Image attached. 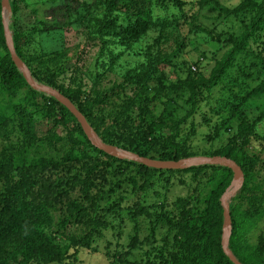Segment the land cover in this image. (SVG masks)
Returning a JSON list of instances; mask_svg holds the SVG:
<instances>
[{"label": "trees", "instance_id": "trees-1", "mask_svg": "<svg viewBox=\"0 0 264 264\" xmlns=\"http://www.w3.org/2000/svg\"><path fill=\"white\" fill-rule=\"evenodd\" d=\"M21 2L30 8L25 19ZM165 2L183 13L181 0H101L107 7L101 16L91 15V0H9V28L31 75L68 97L102 142L158 160L233 159L244 180L229 201V248L244 264H264V231L259 229L264 162L257 150V143L264 147L259 130L264 124V2L240 0L229 7L220 0L199 1L197 9L206 6L203 17L211 23H190L192 37L175 30L177 35L167 39L170 49L159 55L165 47H155L145 36L151 26L161 31L151 21V8ZM222 22L230 29L219 30ZM66 27H83L99 41L93 69L82 71L80 58L74 55L73 61L60 39L54 48L42 47L41 35L53 37ZM211 41L217 49L207 45ZM188 45L197 57L191 63L181 60L179 67L177 58ZM246 58L259 64L263 76L253 87V74L242 65ZM175 64L184 73L172 71L177 75L172 81L166 70ZM200 124L206 126L200 139L208 149L195 143ZM41 127L45 132L39 135ZM177 175L187 176L181 183L193 186L168 210L154 183L164 177L166 183L178 180ZM232 176L220 164L160 169L96 148L74 115L31 88L15 66L5 43L0 0V264H75L81 249H91L106 229L127 222L136 229L131 248L153 243L147 264H234L221 246L220 203ZM143 218L149 219L148 227ZM140 224L148 231L142 240ZM158 225L166 228L161 248L154 237ZM107 253L108 264H136L127 258L131 250L122 253L124 258Z\"/></svg>", "mask_w": 264, "mask_h": 264}, {"label": "rangeland", "instance_id": "rangeland-1", "mask_svg": "<svg viewBox=\"0 0 264 264\" xmlns=\"http://www.w3.org/2000/svg\"><path fill=\"white\" fill-rule=\"evenodd\" d=\"M40 1V0H39ZM100 1V3H99ZM150 1V0H149ZM183 1L182 7V14L178 11H176V8L178 5H173L172 3L165 2L163 5H153L151 8V12L153 13V18L151 19L152 22H156V24H159L161 26V31L159 32V29L156 28V26H151L149 30L146 33L147 40L150 41V43H154L155 47H165V52L159 53V55H164L167 53V51L170 49L171 41H167L168 38H170L171 33L177 35L175 30H180V35L184 37L187 35L188 37H192V34L190 31V23H193L195 21H203L205 24H210L211 21L204 19V15L206 14V6L203 5L202 8H198L199 1L202 2V0H181ZM223 5L232 7L235 6L237 3H239L240 0H220ZM257 5H260L264 0H254ZM37 0H24V3L32 4L36 3ZM92 2V9L91 15H98L101 16L103 13L107 11V7L104 4H101V0H91ZM118 2H127V0H118ZM22 3V10H23V18L25 19V14L30 13L29 7H24L23 2ZM167 5V6H166ZM45 7H40L41 9ZM38 9V8H36ZM90 10V9H89ZM124 10V7L122 6L120 9L117 8L113 13L114 15H120L121 11ZM29 15V14H28ZM83 15H88L87 12H83ZM113 16V15H112ZM28 18V16H27ZM41 18V14H40ZM11 20V14L9 19V24ZM96 22H93L92 24H95ZM219 25V30L221 29H230L227 25L223 24ZM10 26V25H9ZM10 29V28H9ZM87 29H83V27L73 30L68 27H66L65 30H62V32H56L53 34V37H50L51 35H41L39 37L40 43L42 47H45L47 49L54 48L55 45H58V39L62 40L65 43V47L67 49H70L71 51L67 52L72 57L73 61L76 59L74 57L77 56L80 58V60L77 62V65L81 66L82 71H88L89 69H93V63L95 56L98 51V45L99 41L96 39L94 35H92L90 32H86ZM238 27L236 26L233 28L232 32L237 33ZM11 36H12V31ZM89 36V37H88ZM94 36V37H92ZM149 38V39H148ZM40 45V46H41ZM207 45L211 47L212 49H217V44L213 41L208 42ZM256 44H251L250 47L254 50ZM156 50V49H155ZM158 54V50H156ZM244 56V55H243ZM197 57L196 53L191 49V46L188 45L183 52L180 54V57L177 58L176 63H178L179 67H182V61L186 60L188 63H191L193 61L192 58ZM129 61H132V59H128ZM255 60H252V58H246L243 65V68L245 72L252 73V78L249 79L250 85L253 87L257 85L260 80L263 79L262 75H259L258 73V67L259 64L254 62ZM175 63V60L173 61ZM203 65H205V61L203 62ZM195 69V68H193ZM192 69V71H194ZM237 68H233L231 72L235 73ZM180 72L181 74L184 73V70L177 69L176 64L173 65L170 70H166V74L168 75L169 79L172 81L177 80V75L174 74V72ZM116 73V71H115ZM66 83V82H65ZM66 85V84H65ZM38 91V90H37ZM252 106V105H251ZM249 107L246 109L247 111L252 109L253 107ZM197 121L200 119V116L198 115L196 117ZM201 123L200 121H198ZM46 129V125H45ZM45 129L41 127L38 130V134L41 135L44 133ZM60 130V128H58ZM260 131H264V124L260 126ZM204 132H206V126L201 125L198 127L197 137L195 139V143L198 146H201L200 149L204 146L205 149L209 148V143H206L205 139L201 142V137L204 135ZM263 144L257 143V150L259 151L260 155L263 157L264 162V147ZM261 174L264 173V166L260 169ZM176 177H180L178 180H176L175 177H171L170 182H167V177L162 178L160 181H156L154 183V186H156L157 191L160 194V197H164L165 203L167 205L166 209H170L171 205L170 202L177 201V198L180 195H184L190 191L193 185L189 186V184H182L181 181L183 179L188 181L187 176L185 175H177ZM163 183V185L158 184ZM150 193V192H149ZM134 196V194H128L127 199H131ZM153 199V198H152ZM152 199L149 201L151 202ZM146 225L145 227H148L149 225V219L148 223L145 218ZM117 225V222H116ZM141 227H139L138 231V237L140 240L143 239V234H148V231H146L140 224ZM260 231H264V223L260 224L259 226ZM166 231L165 227H162L161 225L156 226V229L154 231V237L158 239L157 247L161 248V243L164 238V232ZM258 231V230H257ZM254 231L255 233L257 232ZM136 234V229L134 228V225L130 222H127L126 225L123 227H116L114 231L106 229L104 232V235L100 237L96 242L93 243L92 248L89 250L81 249L77 255L78 259L75 264H108L109 257L107 251H110L112 253H115L116 257L124 258L122 253L125 250H131V253L127 256V258L130 261H136V264H147V250H149L153 243L148 244H142V246L137 247L136 249H133L130 247L131 238L133 235ZM255 239V237H253ZM151 259V256L148 258V260ZM153 262V260H151ZM154 264H158V262H153Z\"/></svg>", "mask_w": 264, "mask_h": 264}, {"label": "water", "instance_id": "water-1", "mask_svg": "<svg viewBox=\"0 0 264 264\" xmlns=\"http://www.w3.org/2000/svg\"><path fill=\"white\" fill-rule=\"evenodd\" d=\"M10 7L9 0H1V22L3 25V34L5 37V43L9 50L12 61L14 62L17 69L22 73L24 79L28 85L38 91L45 93L53 98H55L59 103L64 105L77 119L80 126L82 127L84 133L91 141V143L99 150L104 151L112 156L118 157L120 159H128L136 162L143 163L146 166L160 168V169H185L191 166L204 165V164H220L231 169L233 176L226 187L225 191L220 197V203L223 209V223H222V236H221V246L223 252L229 257V259L234 264H244L240 262L229 248V236L231 233V218L229 211V201L232 196L241 188L244 180L243 172L240 166L231 158L226 156H205L196 155L179 160H158L151 159L148 157H142L134 152L124 150L115 145H110L102 142L94 130L91 128L87 122L84 115L76 108V106L70 101L68 97L63 95L59 90L53 88L49 85L38 82L30 73L28 67L24 64L21 58L17 55L11 32L9 29V19H10Z\"/></svg>", "mask_w": 264, "mask_h": 264}]
</instances>
